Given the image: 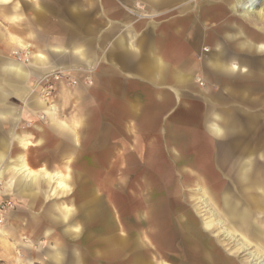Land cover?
<instances>
[{
	"label": "rangeland",
	"instance_id": "rangeland-1",
	"mask_svg": "<svg viewBox=\"0 0 264 264\" xmlns=\"http://www.w3.org/2000/svg\"><path fill=\"white\" fill-rule=\"evenodd\" d=\"M163 2L165 4L158 12L146 5H136L133 12L150 26L159 25L166 65L174 67L181 63L185 75H195L193 84L182 82V101L183 98L199 99L190 87L197 92L199 88L212 86L207 84L202 74L196 73L198 69H204L213 79L209 59L212 54L223 50L225 56L233 59L224 63L237 64L247 71L234 76L221 74L222 82L228 88L243 93L244 97L240 95L237 102H231L239 108H207L203 115H197L198 111L191 115L187 104L182 102L184 111L177 112L174 93L168 88L158 85L147 87L135 77L132 84L124 83L115 88L109 79L99 78L93 62L85 60L74 67L50 71L33 63L38 50L31 44L11 46L9 58L13 60L14 52H22L23 59L17 62L23 63L28 72L33 73L28 81L17 83L21 96L11 97L17 103L16 115L21 122L15 125V131L32 132V125L40 122L46 130V142L38 143L39 134L34 131L29 139L31 146L23 148L15 144L14 149L7 147L2 151L5 163L14 161L18 151L23 152L31 169L36 172L46 169L52 175L60 173L64 176L65 186H60V180L56 178L53 181L45 178V172H37V186L31 195L26 193L28 190L23 194L15 190L11 194L6 192L0 179V202L10 199L15 203L2 229L9 233V245L15 243L17 236V230L13 228L14 215L22 214L28 226L26 219L32 214L40 216L42 228L52 231V235L42 238L46 245H69L71 257L84 255L86 264H93L89 259L94 255L100 264H134L133 259L146 257L144 245L152 241L158 246L163 235L167 237L170 255L175 260L180 257L182 264H192L185 257L193 258L181 238L176 212H186L189 217L195 214L197 224L192 219L187 221V218L184 222L189 224L188 229L201 243L206 240L201 235L204 232L201 225L208 214L211 217L215 213V216L208 220L207 227H214L212 230L218 229L219 232L222 230V224H218L222 219L212 209L207 211L208 205L204 203L211 194H205L204 189L195 190L189 173L195 179L204 178L210 188L224 190L230 182L218 163L222 153L248 150L259 154L264 151V52L257 47L253 50L245 47L247 43L258 45L264 42V22L247 21L238 16L232 9L234 0ZM208 12L214 19L206 23ZM217 22L223 23L227 29L218 28ZM211 33L214 40H220L219 44L209 42ZM178 52H181V59L174 61L173 53ZM44 55L50 61L49 54L44 52ZM60 71V78L54 81L47 97L44 79ZM41 100L47 107H56L55 121L65 125L57 126L47 109L37 107ZM177 101H180L179 97ZM228 112L230 115L225 116ZM211 121L224 126L227 144H223V138H216L210 132ZM8 122L9 119L0 124V133L5 137H8ZM204 138L213 141L216 167L194 161L199 157L197 152ZM7 140L10 141L9 138ZM126 158H129L128 162ZM5 163L2 165L4 168ZM127 165L131 172L119 171ZM257 166H261L260 162ZM180 186L183 190L176 194ZM192 190L194 193L191 194ZM176 195H183L186 199L190 195L195 196V203H177ZM62 202L68 203L69 212H74L70 217L57 212V206ZM206 235L209 236L208 233ZM215 239L221 245L231 243L229 251L244 259L245 264H264V252H254L247 242H244L245 248L243 244L241 246L244 251L238 252L237 247L233 249V245L238 244L236 238L221 236ZM25 242L29 248L37 244L30 237H26ZM2 245L0 242V262L24 264L25 251L18 252V249ZM21 258L23 262L19 263ZM158 259L155 258L154 264H159Z\"/></svg>",
	"mask_w": 264,
	"mask_h": 264
},
{
	"label": "crops",
	"instance_id": "crops-1",
	"mask_svg": "<svg viewBox=\"0 0 264 264\" xmlns=\"http://www.w3.org/2000/svg\"><path fill=\"white\" fill-rule=\"evenodd\" d=\"M163 1L0 0V124L2 122L5 123L9 119L7 124L8 137L0 133V157L5 161V155L2 151L8 149L7 147L14 149L15 144L25 148L22 143L13 139L17 132H19L15 131V125L21 122L20 117L16 115L18 111L17 103L11 97L19 98L21 96L17 83L28 81L33 73L28 72L23 63L9 58L11 46L17 44H31L33 48L38 50L37 57H34L36 59L33 63L36 65L40 64L47 69L49 68L51 69L50 71L57 68L74 67L82 64L81 62L85 60L84 62H93L94 67L97 68L99 78L101 80L109 79L111 86L115 88H119L124 83L132 84L134 77L140 78L143 85L147 84V87H149L148 85H158L163 89L168 88L170 92L173 91L174 93L175 109L177 112L184 111L182 102L187 104L191 115H193L194 111H198L197 115H203L207 108H239L237 105L231 104V102L232 100L237 102L240 95L243 96V93L241 94L238 90L228 88L222 82L223 76L221 74L226 73L227 76H234L239 72L246 73L247 71L240 68L237 64L224 63L227 61L231 62L233 59L229 55H226V57L223 50L218 54H212L209 59V66L213 67L210 68L213 79L207 76L204 69H198L196 73L202 74L207 80V84L209 83L212 86L203 89L199 88L197 92H194L192 87H190L191 92L196 93L199 99L186 100L183 98L182 101L181 97L184 93L181 87L182 82L187 81L193 84L195 75H185L183 73L185 70H183L181 63L175 64L174 67L166 65L165 45L160 40L159 25L152 27L142 17L134 15L133 12V8L136 5H140L141 7L146 5L158 12L161 5L165 4ZM165 1L168 2L169 0ZM238 1L234 0L232 4V9L238 16L247 21L264 22V15L262 16L256 11L246 12L238 7ZM205 18L207 19H205L206 23L214 19L212 13L209 12ZM217 25L220 29H227L221 22H217ZM210 29L212 32V28ZM209 37V42L213 45L220 43V40H214L212 33ZM245 47L251 50L257 47L259 51L264 52V42L258 45L247 43ZM44 52L49 54V60L52 63L48 61ZM173 58L174 61L181 59V52L173 53ZM10 64L19 65L26 74V78H17L14 74L7 72L4 67ZM195 71L196 69H193V72ZM227 85L230 86V84ZM177 97L180 99L179 102L177 101ZM37 104L38 108L47 109L46 112L54 124L57 126L65 125L55 121L57 112L55 106L47 107L44 100L39 101ZM229 115L230 112L225 113V116ZM212 116H214V112ZM31 128L32 132L31 130L23 132L27 139L29 140L35 131L39 134L37 142L44 144L46 142V130L44 126L40 122H37ZM208 129L216 138H220L221 140L223 138V144L228 143V139L224 138L223 134L225 132L224 126H220L217 121H211ZM212 142V139H202L201 147L197 152L199 157L194 159L195 163L198 161L205 166H217L214 164V145ZM18 153L19 155L24 154L19 151ZM125 160L128 162L129 158ZM141 160L142 158H139V161ZM259 162L261 166L258 167ZM218 163L221 164L222 171L230 182V186L225 187L224 190H215L212 187H208V183L204 178L197 177L195 179L192 173H189V176L191 185L195 187V190L198 188L202 190L206 189L207 193L211 194V197L205 198L204 203L208 205L207 211L212 209L220 216L222 220L219 221L223 228H221L220 232L218 229L212 230L214 227L209 229L207 227L208 220L213 218L215 213L211 217L208 214L202 225L200 224L204 230L201 235L206 239L201 243L198 237L188 229L189 224H185L184 222L187 218V221L192 219L197 224L195 214L193 215L194 217H189L186 212L181 214L178 210L176 215L180 220L181 238L193 256L192 259L187 255L185 257L192 264H245L244 259H239V256L231 254L229 251L231 243L221 245V242H218L219 240L215 238L221 236L236 238L238 244L233 245V249L234 246L237 247L236 251L238 252L244 251L241 248L242 244L243 246L246 245L244 242H247L249 244L248 247H252L254 252H264V151L259 154L248 150H242L240 153L225 151L221 154V159ZM119 171L127 173L131 172V169L127 165L126 168ZM37 172L49 173L50 171L41 169ZM194 181L199 183V185ZM36 186H24L18 189L17 192L23 194L28 190L26 193L31 195ZM98 189H101V185H99ZM179 190H183V187H178L176 194ZM192 193H194L193 190ZM50 197L52 198V196ZM186 198L183 195H176L175 201L183 204L195 203V196L190 195L189 199ZM57 207L59 208L57 212L66 218L74 214V212H69V205L66 202L59 203ZM26 220H28V226L25 224V218L22 214L14 215L13 228H15V231L17 230L15 243H10L9 245L8 240L10 238L7 231L2 230V233H0V242L4 246H11L14 249H18V252H26L23 255L24 264L87 263L84 255H73L71 257L69 245H46L45 240L42 238L52 235V231L47 227L42 228L43 223L40 216L31 214L30 218ZM78 230L77 228L76 231L78 232ZM206 233L209 236H205ZM26 237L33 238V241L37 244H33L29 248L25 242ZM166 240V235H163L162 243L156 246L148 239L147 241H151V244L144 245L147 249L146 257L142 260L138 257L137 259L132 258L134 264H154L155 258H159V264H182L179 261L180 257L178 259L177 256L175 260L170 255L171 252ZM183 250L186 251L185 248ZM229 257L233 258L230 259ZM23 261L22 258L18 259L19 263ZM89 261L93 264H100L96 255L92 256Z\"/></svg>",
	"mask_w": 264,
	"mask_h": 264
},
{
	"label": "bare ground",
	"instance_id": "bare-ground-1",
	"mask_svg": "<svg viewBox=\"0 0 264 264\" xmlns=\"http://www.w3.org/2000/svg\"><path fill=\"white\" fill-rule=\"evenodd\" d=\"M237 5H238L239 8L245 10L246 12H248V11L249 12L250 11H256L260 15L263 16V13H264V0H239L237 2ZM4 68H5V70L7 72H9L11 74H14L17 78H22V79L26 78V74L19 67V65H11L10 64V65H5ZM13 139L15 141L19 142V143H22L25 148L32 145V143L29 142V140L27 139V137L23 133L17 132L16 136ZM4 163H5V161L3 160V158L0 157V179H1L2 183H3V185H4L5 190H6L7 193H11L12 194V192H14L15 190H18V189H20V188H22L24 186H27V187L35 186V181H36V179L38 177V173L29 167V165H28V163H27V161L25 159L24 154H20V155H19V153L15 154L14 161H9L7 164L5 163V168L2 167V165ZM45 178H49L52 181L55 180V178H56V180H60V182H59L60 186H63V185L65 186V184L63 182L64 176L62 174H60V173L52 175V174H50L48 172H45ZM194 182L197 185H199V183H197L196 181H194ZM204 193L205 194L207 193L206 189L204 190ZM238 206H240V205H238ZM218 224H221V222L219 221ZM255 226H257V225L255 224ZM0 233H2V230L0 231ZM256 255H254V257ZM260 258L261 257H258L257 260H260Z\"/></svg>",
	"mask_w": 264,
	"mask_h": 264
},
{
	"label": "built area",
	"instance_id": "built-area-1",
	"mask_svg": "<svg viewBox=\"0 0 264 264\" xmlns=\"http://www.w3.org/2000/svg\"><path fill=\"white\" fill-rule=\"evenodd\" d=\"M13 55L16 61H21L23 59L22 52L16 51L14 52ZM60 73L62 72L60 71V72L50 74L44 79V82H43L45 86L44 93L47 97H49V91L53 88L54 81L59 80ZM14 208H15V203L10 199H5L0 202V231L4 228L8 213L14 210ZM0 264H3V263L0 262Z\"/></svg>",
	"mask_w": 264,
	"mask_h": 264
}]
</instances>
